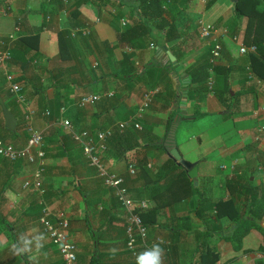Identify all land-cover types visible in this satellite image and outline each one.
<instances>
[{
    "label": "crops",
    "instance_id": "obj_1",
    "mask_svg": "<svg viewBox=\"0 0 264 264\" xmlns=\"http://www.w3.org/2000/svg\"><path fill=\"white\" fill-rule=\"evenodd\" d=\"M136 1L0 0V41L13 37L0 45L10 51L0 65V95L20 130L9 135L0 112V140L23 148L31 127L42 134L45 152L42 197L22 188L35 165L0 158V264H66L41 226V203L53 214L64 212L76 248L74 264L132 262L125 247L127 213L71 137L106 129L115 136L116 125L130 119L140 129L129 122L123 132L131 137L108 145L103 160L107 172L124 179L132 200L148 204L141 211L147 250L159 244L162 264H197L206 252L215 255H206L213 264H255L262 257L264 262L258 230L242 239L240 249L224 238L232 219L263 206L255 190L264 197V141L256 140L264 125V82L248 71L250 53L239 52L255 45L244 39L247 18L235 16L232 0H166L163 17L175 26L176 38L165 41L155 27L137 37ZM205 24L226 31L218 58L211 52L217 34L200 36ZM198 73L207 76L199 83ZM8 76L20 86L23 103L10 94ZM155 88L158 94L138 116L143 91ZM91 95L98 101L79 106ZM29 110L36 114L29 117ZM171 133L182 159L196 164L197 185L176 164L169 174L165 142ZM188 181L218 209L205 206L196 214L199 195ZM256 222L264 229V213ZM27 241L30 250L17 254L13 245Z\"/></svg>",
    "mask_w": 264,
    "mask_h": 264
},
{
    "label": "built area",
    "instance_id": "obj_2",
    "mask_svg": "<svg viewBox=\"0 0 264 264\" xmlns=\"http://www.w3.org/2000/svg\"><path fill=\"white\" fill-rule=\"evenodd\" d=\"M212 34H217V37L213 40L212 57L218 58L221 51L220 38L226 34V31H217L212 25L205 24L200 27V36L203 39H210ZM13 37L8 36L7 41L1 40L0 45L5 47L7 43L12 41ZM152 46V45H151ZM240 54L255 53V46H241L239 48ZM10 59V51L8 49L0 50V65H3ZM7 81L10 82L9 92L15 96L18 103L24 102V97L21 95V88L18 84L12 83V77L8 76ZM159 90L149 89L145 90L141 96V104L138 108L137 115H141L149 105L152 103L154 97L158 94ZM99 97L95 95L85 96L79 101V106L84 107L91 105L98 101ZM29 112V117L36 114L35 111ZM43 116H48V112H44ZM131 122V126L134 129H140L134 119H130L128 122H119L116 125L117 130L122 133ZM65 127H69V121L63 122ZM28 139L26 145L23 148H16L10 143H6L0 140V158H3L9 162L22 161L24 163L35 165L30 178L24 179L22 183L23 190H30L37 192L41 197L44 196L45 190L42 185V174L44 172V157L45 152L43 150L44 142L42 134L31 128H27ZM258 136L256 140L264 141V125L259 126ZM113 136L112 129H106L97 131L94 135L89 131H81L79 133H72V140L77 143L82 149L83 154L89 161V165L96 169L97 175L102 179L104 185L111 188L114 195L127 213V225H126V250L129 256L132 258V262L129 264H136L137 255L142 253L141 248H146L147 228L143 224L140 217L141 211L148 207L146 201L132 200L128 195V189L125 186L124 179L117 174L107 172L103 160V154L107 151L108 140ZM128 171L131 175L135 174L134 165L128 166ZM42 204L40 223L44 232L49 236L51 242L59 249V253L62 260L66 264H74L76 261L75 245L70 240L68 235V221L63 211H57L54 214L44 204ZM54 216V221L51 217Z\"/></svg>",
    "mask_w": 264,
    "mask_h": 264
},
{
    "label": "trees",
    "instance_id": "obj_3",
    "mask_svg": "<svg viewBox=\"0 0 264 264\" xmlns=\"http://www.w3.org/2000/svg\"><path fill=\"white\" fill-rule=\"evenodd\" d=\"M166 0H137V11L135 16V22H133V30L137 31L140 30L141 33H138L136 36H145L148 35L151 31V27H155L157 30L163 32V38L165 41H168L170 38L174 39L177 36V30L173 24H170L165 21L163 14V3ZM260 1L259 0H236L234 3V14L237 18L245 17L247 18V26L245 28V34L244 39L245 42L249 38L251 42H253L254 46L256 47V53L249 55V69L248 71H252L255 75V77L261 81L264 82V7L260 8ZM137 29V30H135ZM33 43L36 42V37H32ZM24 42V39L21 40ZM20 41V42H21ZM31 41V39H29ZM31 41V42H32ZM21 42V43H22ZM252 45V44H251ZM249 45V46H251ZM203 69L206 70V65H203ZM246 69V72H248ZM199 74V78L196 80L199 82H202L206 79L207 76L204 74ZM200 79H202L200 81ZM227 90V89H226ZM1 112V109H0ZM170 128V122L167 124V129ZM20 133L19 126H16V131L14 133L8 132L9 135H15L17 136ZM131 137L128 133H119L115 136H112L107 143L108 145L114 148L116 144H120L124 140ZM161 147V146H160ZM111 154L113 156L118 155L119 157L124 156V151H116ZM117 156V157H118ZM167 165L169 168V174L173 172L174 170L178 169L175 163L172 160L167 161ZM181 173L183 174L184 171L180 169ZM173 183H171L172 185ZM188 187L191 191H193L195 194H198V187H194L193 183L188 181ZM254 190V189H253ZM256 194L258 197H260V203L264 206V197L256 191ZM199 195V194H198ZM254 202L250 204V206L253 205ZM225 204V203H221ZM205 206H208L209 209H218L220 205H217L216 203H210L209 201H205L204 199H201V195H199L197 204L194 205V211L196 214L200 215V212L205 208ZM261 207H256L255 209L248 208L247 213L243 216H238L237 218L232 219L233 221V227L230 229V233L228 236L224 237L225 240L230 241L234 244V247L237 249L241 248L242 245V239L252 230L256 229L259 232H261L263 236V244L257 249L260 255H264V229L261 228L256 221H259L261 216L264 213V209ZM144 213L140 214V217L142 218V215ZM249 215L250 219H247V216ZM220 215L217 213L216 219H219ZM143 221V218H142ZM144 224V223H143ZM206 255H213L211 253H203L201 254L197 264H213L215 260L210 259L209 261H206ZM263 258V257H262ZM257 259L255 261V264H264L263 259Z\"/></svg>",
    "mask_w": 264,
    "mask_h": 264
},
{
    "label": "water",
    "instance_id": "obj_4",
    "mask_svg": "<svg viewBox=\"0 0 264 264\" xmlns=\"http://www.w3.org/2000/svg\"><path fill=\"white\" fill-rule=\"evenodd\" d=\"M232 1L235 2L236 0H232ZM161 50L162 52H165L164 47ZM165 54L168 57L169 63L172 65L174 70L180 72L181 68L177 65L173 56L169 52H166ZM0 109H1L2 117L4 119L5 129L10 133H14L16 131V119L6 107L1 95H0ZM165 147L168 158L172 160L178 167L183 168L187 177L194 182V185H197V166L195 163H190L182 159L179 151L175 147L173 133H171L170 138L166 140Z\"/></svg>",
    "mask_w": 264,
    "mask_h": 264
},
{
    "label": "clouds",
    "instance_id": "obj_5",
    "mask_svg": "<svg viewBox=\"0 0 264 264\" xmlns=\"http://www.w3.org/2000/svg\"><path fill=\"white\" fill-rule=\"evenodd\" d=\"M31 241L23 242V247L18 245H13L17 254L21 252L29 251V245ZM39 243L37 248L41 247ZM164 254V249L159 244H154L150 250L142 252L137 255L136 264H162V257Z\"/></svg>",
    "mask_w": 264,
    "mask_h": 264
},
{
    "label": "rangeland",
    "instance_id": "obj_6",
    "mask_svg": "<svg viewBox=\"0 0 264 264\" xmlns=\"http://www.w3.org/2000/svg\"><path fill=\"white\" fill-rule=\"evenodd\" d=\"M260 8H263L264 7V0H260ZM196 118H199V116L198 117H196ZM201 120H204L203 118H201ZM208 123V121H205V123ZM191 136V135H190ZM75 250H76V248H75Z\"/></svg>",
    "mask_w": 264,
    "mask_h": 264
}]
</instances>
